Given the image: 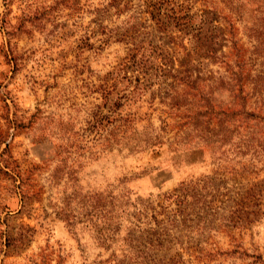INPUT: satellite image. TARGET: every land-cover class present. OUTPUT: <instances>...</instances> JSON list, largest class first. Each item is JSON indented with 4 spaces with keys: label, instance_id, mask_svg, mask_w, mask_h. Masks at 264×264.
I'll return each instance as SVG.
<instances>
[{
    "label": "rangeland",
    "instance_id": "1",
    "mask_svg": "<svg viewBox=\"0 0 264 264\" xmlns=\"http://www.w3.org/2000/svg\"><path fill=\"white\" fill-rule=\"evenodd\" d=\"M151 1L0 0V264H264V125L234 116L190 147L164 96L185 67L206 85L224 71L198 39L264 69V0H167L182 19L165 31Z\"/></svg>",
    "mask_w": 264,
    "mask_h": 264
},
{
    "label": "trees",
    "instance_id": "2",
    "mask_svg": "<svg viewBox=\"0 0 264 264\" xmlns=\"http://www.w3.org/2000/svg\"><path fill=\"white\" fill-rule=\"evenodd\" d=\"M122 1L123 0H103L107 5L106 7H114L117 12L122 11V5H120ZM4 2V4L7 5L8 0H4ZM169 2L170 1L167 0H154L149 2L150 5L147 9L152 20L158 24V28L162 31L167 30L169 25H172L173 22H175V25L177 26H180L181 24L182 17L175 14V7L172 8L174 12L171 11L170 15H165V17L162 16L161 9H163ZM127 19L130 21V16ZM4 24L6 23L4 22ZM140 26L141 22L137 18L134 27L137 28ZM104 40L105 39L101 41L102 46ZM207 43L210 44L208 45ZM141 44L142 42L140 41V44L137 43L133 48H128V53L130 54V59H128V61H131L129 64L130 67L140 69V67H143L146 64L148 56H153V50L150 51V55L145 52V48ZM156 47L157 46L154 48L156 49ZM253 53L258 56H264V48H260L258 45H253ZM194 54H204L205 56L219 59L224 71L219 74V76H211L209 85L204 83L206 82L205 78L192 77L191 70L188 67H185L181 73L173 75V80H176L175 85L177 84L181 89L180 91L167 92L164 96H166L165 99L169 100L171 104L179 107H186L189 112L188 114H190L188 121V126L190 127L187 131H182L184 133L182 139L186 140V142H192L189 145L190 147L193 146V143L194 146L196 145L195 147L198 148L209 146L212 141L208 133L210 131H216L215 133L212 132L213 136L215 134H221L226 138V129L221 133L222 129L220 128H222L225 123L231 125V118L234 116H239L238 122L240 123H255L256 125L262 123L264 125V112L261 111V107L248 103L249 99L255 98L253 103H256V98L261 101L263 99V96L260 95V93L264 90V69L255 70L253 73V68H247L245 66L246 62L238 58V50H235V57H232V60L229 61L223 56L218 55L214 43L208 42L206 39H198L195 42ZM161 58L165 61L164 64H168L171 59L167 53L162 54ZM161 71L170 72L166 67H163ZM247 87L250 88V91ZM217 90H225L233 97L230 105L227 104L223 107L214 103V93ZM95 91L101 93V95L104 96L105 101L110 100L109 95L111 92L107 89V86L104 87V85H101ZM261 101L260 103H262ZM113 105L114 108L119 106V99L114 102ZM213 123L215 124L214 128L211 127ZM103 127L104 126H101L102 129ZM252 127L254 126L250 125L245 128L246 136H254L251 131ZM99 135L106 138L102 133Z\"/></svg>",
    "mask_w": 264,
    "mask_h": 264
}]
</instances>
